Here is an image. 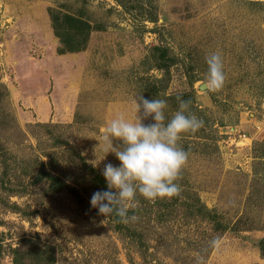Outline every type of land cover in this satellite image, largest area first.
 Returning <instances> with one entry per match:
<instances>
[{
  "label": "rangeland",
  "instance_id": "rangeland-1",
  "mask_svg": "<svg viewBox=\"0 0 264 264\" xmlns=\"http://www.w3.org/2000/svg\"><path fill=\"white\" fill-rule=\"evenodd\" d=\"M65 13L91 25L79 50L53 28ZM212 52L219 91L204 84ZM141 94L169 116L189 101L204 123L179 141V195L138 196L136 219L119 224L91 207L90 169L119 163L101 128L135 118ZM262 153L264 0H0V264H17L15 248L22 264H264ZM42 169L82 198L49 189Z\"/></svg>",
  "mask_w": 264,
  "mask_h": 264
},
{
  "label": "clouds",
  "instance_id": "clouds-1",
  "mask_svg": "<svg viewBox=\"0 0 264 264\" xmlns=\"http://www.w3.org/2000/svg\"><path fill=\"white\" fill-rule=\"evenodd\" d=\"M205 61V87L219 91L225 81L221 55L212 52ZM189 103L180 100L169 116L165 99H148L141 94L133 101L135 118L119 114L101 128L105 156L112 153L119 163L104 164L106 190L96 191L90 198L98 214L105 218L115 214L128 222L136 219L128 213L138 207V196L154 203L179 195L177 181L187 161L179 141L185 134H195L204 123L189 111Z\"/></svg>",
  "mask_w": 264,
  "mask_h": 264
},
{
  "label": "trees",
  "instance_id": "trees-1",
  "mask_svg": "<svg viewBox=\"0 0 264 264\" xmlns=\"http://www.w3.org/2000/svg\"><path fill=\"white\" fill-rule=\"evenodd\" d=\"M52 22H53V28L55 30V33L60 39L61 44L63 45L64 49L67 50H79L83 48L87 42L88 39V33L89 29L91 28L90 23L81 17L72 16L68 14H64L62 16L60 15H53L52 16ZM155 50H159V47H155ZM158 58V66L159 67H168L169 61L168 58L165 55V51L162 50V53L157 56ZM261 158H264V153H262ZM44 169V167H43ZM42 169V172H40L39 179L41 180L43 177L42 175L46 176L48 188L53 190H61L66 189L67 191L71 192L74 197L76 198H82L79 188L75 185H70L68 182L62 179L59 175H54L50 173L49 171H45ZM42 173V174H41ZM90 182L96 187V189L100 190H106V182L102 174L95 171V169H90ZM203 208V205H200V209ZM203 213L206 215L208 219L213 221L214 227L217 230L224 231L228 228V225L223 223L221 220H219L217 214L213 210H208L205 208L204 205V211ZM113 220H115L117 223L123 224L121 218L115 214L109 216ZM258 247L259 251L261 253V256L264 257V237L259 239L258 241ZM51 248V247H49ZM17 251L18 248L13 249L14 252V261L17 264H22L20 259L17 257ZM49 263L51 264L54 262V258L52 255L49 257Z\"/></svg>",
  "mask_w": 264,
  "mask_h": 264
}]
</instances>
